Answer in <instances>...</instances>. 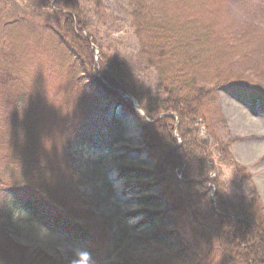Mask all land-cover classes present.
<instances>
[{
	"label": "rangeland",
	"instance_id": "1",
	"mask_svg": "<svg viewBox=\"0 0 264 264\" xmlns=\"http://www.w3.org/2000/svg\"><path fill=\"white\" fill-rule=\"evenodd\" d=\"M77 1L90 21V31L99 37L106 52L128 68L142 90L158 96L155 73L138 57L127 0ZM211 4L212 22L220 33L229 34L235 41V50L223 54L221 62L214 66L263 89L264 1L211 0ZM53 16L50 10L27 0H0V60L7 55L16 60L22 56L18 66L31 73L28 79H32L33 74L36 79L28 87L29 91L56 81L51 83V104L46 102V107L37 104L39 100L30 101V106L33 104L30 110L38 113L32 115L30 124L35 127L34 134L39 131L44 134L43 140L40 139L44 146L37 149L27 143L24 149L6 152L0 175L2 181H15L12 186L33 188L68 221L91 233L101 231L104 238H96L97 243L90 245L51 229L35 220L14 193L4 190L0 195V214L6 217L0 230V262L177 264L176 245L154 235L155 228L164 219L143 222L147 213L164 210L165 203L148 201L149 204L144 205L141 198L161 192L165 193L168 206L182 211L183 221L194 222L188 217L182 200L187 194L183 185L166 179L161 188L145 185L152 180V175L144 170H151L156 164V159L142 149L141 124L143 119L146 123L150 120L137 111L131 115L116 106L103 111V105L92 100L78 107L77 102L83 103V97L79 89L74 91L65 83L67 66L60 67L53 56L52 60L44 57L40 43L32 39L30 42L36 46L27 56L26 51L16 48L27 33L40 40V23L44 19L51 22ZM51 71L54 73L47 77ZM56 98L65 101L64 109L61 103H56ZM47 110H58L56 119L48 121ZM214 110L219 113L217 136L230 142L231 159L245 170L241 177L234 168L220 166V188L233 202L256 195L264 208V113L258 107L252 110L242 105L222 90L215 92ZM172 134L178 145L181 144L177 123ZM15 139L12 137L7 146ZM17 141L20 146L25 145L23 140L18 138ZM6 238L13 241L18 250H12Z\"/></svg>",
	"mask_w": 264,
	"mask_h": 264
},
{
	"label": "trees",
	"instance_id": "2",
	"mask_svg": "<svg viewBox=\"0 0 264 264\" xmlns=\"http://www.w3.org/2000/svg\"><path fill=\"white\" fill-rule=\"evenodd\" d=\"M27 1L50 10L54 19L51 22L44 19L40 23V40L27 33L17 49L26 51L27 56L36 46L30 42L32 39L40 43L44 57L52 60L53 56L60 67L67 66L64 67L65 83L74 91L79 89L83 97V103L77 102L78 107L92 100L103 105V111L116 106L134 115L131 104L118 94V90L130 94L143 110L144 118L150 120L146 123L143 119L141 124L142 149L156 159V164L153 169L144 170L152 175V180L145 185L161 188L165 179L183 185L187 194L182 200L188 217L194 221H183L182 211L168 206L164 200L166 195L161 191L155 196L141 198L144 205H148V201H164V210L147 213L143 222L164 219L155 228L154 235L176 245V263L264 264L261 199L253 195L233 202L220 188V166L234 168L241 177L245 170L231 159L230 142L217 136L219 113L214 110L215 92L222 90L242 105L252 110L258 107L264 113V88L241 81L238 75L214 66L235 50V41L229 34L220 33L212 22L211 0H127L138 57L155 73L158 96L142 90L128 68L106 52L99 37L90 31V21L77 0ZM31 32L34 34V30ZM21 57L17 61L7 55L0 60V116L5 112L0 120V165L5 161L6 152L24 149L27 143L37 149L44 146L40 141L44 134L40 133L42 131L34 134L35 127L33 129L30 124L32 115L38 114L30 110L33 105L30 106V101L39 100L40 103H36L46 107V102L51 104V83L56 81L54 79L46 87L37 85L39 89L29 91L28 87L36 79L34 74L28 79L31 73L18 66ZM53 73L51 71L47 77ZM64 102L56 98L63 109ZM57 113L58 110H47V120L56 119ZM87 117L86 110L84 118ZM176 123L181 138L179 145L172 134ZM14 136L25 145L20 146L15 139L7 146ZM12 182L15 181H2L0 175V195L4 190L14 193L35 220L90 245L97 243L96 238H104L101 231L91 233L68 221L33 188L15 187ZM5 218L0 214L1 231ZM6 239L12 250H18L13 241Z\"/></svg>",
	"mask_w": 264,
	"mask_h": 264
},
{
	"label": "water",
	"instance_id": "3",
	"mask_svg": "<svg viewBox=\"0 0 264 264\" xmlns=\"http://www.w3.org/2000/svg\"><path fill=\"white\" fill-rule=\"evenodd\" d=\"M119 94H121V93H119ZM124 98H127L130 101V103L132 104L134 109L138 110L141 114H143L142 110L135 104V101L132 98V96H130L129 94H124Z\"/></svg>",
	"mask_w": 264,
	"mask_h": 264
}]
</instances>
